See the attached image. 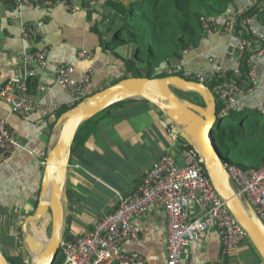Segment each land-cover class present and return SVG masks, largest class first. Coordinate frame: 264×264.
I'll return each instance as SVG.
<instances>
[{"label": "crops", "instance_id": "1", "mask_svg": "<svg viewBox=\"0 0 264 264\" xmlns=\"http://www.w3.org/2000/svg\"><path fill=\"white\" fill-rule=\"evenodd\" d=\"M255 1L259 2L230 0L225 12L208 18L221 28L236 11ZM76 4L74 12L56 5L32 11L17 10L10 1L0 0V88L16 80H26L29 84L26 99L48 107L22 119L12 115L0 99V119L8 120L23 146L0 165V250L2 254L5 252V257H13L23 248L28 257L26 264H33L34 257L24 248L21 226L38 200L43 164L59 132L57 117L50 116V110L56 112L61 106L67 107L71 100L55 83L56 66H73L74 78L91 70L90 95L130 77L121 59L132 57V46H121L114 54L100 44V39L111 38L104 30L106 23L99 25L101 36L93 31L94 25L111 15L106 0ZM38 22L42 23V35L24 40L21 29L37 28ZM255 26L264 35V24L257 21ZM237 46V39L227 34L204 36L196 48L185 52L180 60H173L171 65L162 64L158 71L171 72L170 68L206 71L215 65L232 68L237 60ZM26 50L46 51L48 66L25 63ZM82 52L90 53L91 57H80ZM254 73L257 90L251 96H240L237 108H263L264 53L255 63ZM43 86L48 90H42ZM166 121L154 105L135 99L114 105L85 124L89 135L71 149L64 190L62 240L72 241L91 232L101 218L116 208V194L132 192L164 152H171L181 162L180 142L172 139ZM134 224L140 229V236L138 240L125 242L123 250L140 254L146 264H166V214L151 211L135 218ZM220 249V238L213 229L184 250L183 264H264L248 242L223 262Z\"/></svg>", "mask_w": 264, "mask_h": 264}, {"label": "built area", "instance_id": "2", "mask_svg": "<svg viewBox=\"0 0 264 264\" xmlns=\"http://www.w3.org/2000/svg\"><path fill=\"white\" fill-rule=\"evenodd\" d=\"M6 1V0H3ZM17 10L26 8L32 11L56 5L70 12L77 10L79 2L93 0H9ZM263 1L264 0H259ZM258 1L233 14L219 28L208 17H201L202 34L205 37L214 33L227 34L238 41L237 60L232 68L215 65L211 70L186 71L179 68L181 77L209 87L215 101L220 104L221 120L236 111L240 96H251L257 90L254 67L258 58L264 53V35L256 29L257 18L252 15L246 18L243 29L238 27L241 16L250 11ZM42 23L37 28L21 29L24 40L42 35ZM247 34L250 40L244 37ZM257 48H251V42ZM246 52L251 55L246 61L247 72L242 71L243 58ZM82 58L91 54L82 52ZM25 63H34L41 68L48 66L47 54L44 50H26L23 53ZM75 69L69 64H58L55 68V83L70 96L67 107L78 105L90 96L91 70L82 73L79 78L72 74ZM29 84L26 80H16L0 88V99L9 107L10 113L22 119L46 111L48 107L26 99ZM48 90V87H41ZM216 103V102H215ZM56 113L50 110V116ZM216 117V118H217ZM167 120V119H166ZM166 128L177 142L179 132L167 120ZM16 132L8 120L0 119V165L15 151L22 150ZM178 162L171 152H164L151 168L144 173L140 183L128 195L116 194V208L101 218L91 232L72 241H61L59 253L62 264H146L138 253L123 250L127 241L138 240L140 229L134 219L151 211H163L167 217L166 264H183L182 255L194 241L205 238L206 234L215 230L220 238V260L223 262L248 242L247 234L227 209L225 203L214 190L204 167V161L193 147H180ZM44 165V164H43ZM234 188L243 194L253 207L264 225V163L257 169H243L237 165L224 164Z\"/></svg>", "mask_w": 264, "mask_h": 264}, {"label": "water", "instance_id": "3", "mask_svg": "<svg viewBox=\"0 0 264 264\" xmlns=\"http://www.w3.org/2000/svg\"><path fill=\"white\" fill-rule=\"evenodd\" d=\"M170 70L174 71L172 68ZM176 91L197 95L203 106L195 103V100L178 96ZM135 99L154 105L179 132V137L198 151L214 190L244 229L249 243L264 263V225L243 194L234 188L214 146L213 128L221 121L219 117L216 118L219 114L216 113L214 95L208 86L174 75L154 79H122L86 97L57 119L59 132L44 162L36 208L25 217L21 226L24 248L36 257L33 264H54L59 254L66 201L64 190L78 128L106 109ZM48 225L49 238L43 242L38 237V231L44 228L46 233ZM0 264H9L1 250Z\"/></svg>", "mask_w": 264, "mask_h": 264}, {"label": "trees", "instance_id": "4", "mask_svg": "<svg viewBox=\"0 0 264 264\" xmlns=\"http://www.w3.org/2000/svg\"><path fill=\"white\" fill-rule=\"evenodd\" d=\"M9 2V0H6ZM230 0H106L110 16L94 25L93 31L101 36L99 25L105 22L104 30L110 33L109 40L100 39L103 49L116 54L121 46H132L131 58L121 59L124 62L126 75L132 78L148 79L181 76L180 71H161L162 64L171 65L173 60H180L182 55L198 46L201 39V17L221 14L227 9ZM256 15L257 21L264 24V2L259 1L249 12L238 20V27L243 29L246 18ZM247 40L250 37L244 34ZM251 42V41H250ZM251 48H257L256 42H251ZM251 52H246L243 58L242 71L246 73V61ZM178 96L187 98V94L176 91ZM182 94V95H180ZM195 95V94H193ZM195 97H198L195 95ZM201 101V99L198 97ZM196 100V99H195ZM131 102L116 104L121 105ZM217 111L220 104L215 101ZM198 104V103H197ZM61 106L56 110V119L72 109ZM92 119V118H91ZM90 119V120H91ZM83 123L77 130L73 144L84 141L90 132ZM214 146L224 164H231L223 154L231 156L236 165L243 168H259L264 163V104L263 108H237L228 114L213 128ZM180 146L190 147L180 137ZM37 201L28 213L35 210ZM27 214V215H28ZM18 255L6 257L9 264H26V252L20 248ZM63 258L58 254L54 264H62Z\"/></svg>", "mask_w": 264, "mask_h": 264}, {"label": "rangeland", "instance_id": "5", "mask_svg": "<svg viewBox=\"0 0 264 264\" xmlns=\"http://www.w3.org/2000/svg\"><path fill=\"white\" fill-rule=\"evenodd\" d=\"M180 95H182V94H180ZM180 97H183V95L180 96ZM187 99L190 100V101H194V100L196 99V100H195V101H196L195 103H198V105L203 106L202 101H200V100L198 99V97H195V95H193V94H188ZM217 118H218V117H217ZM218 119H219V118H218ZM222 155H223V157L226 158L229 162H231L232 165H236V161H235V159H233L231 156H227V155H225V153L223 154V152H222ZM49 230H50V226H49V225H48V227L46 228V233H45V231H44V228H42V229L39 230L40 240H41V241L44 242V240H45V242H46L47 238H49ZM46 236H47V237H46ZM0 243H1V242H0ZM248 243H249V240H248ZM249 244H250V243H249ZM3 254L6 255L5 252H3ZM32 261H33V259H32ZM28 264H32V263L29 262Z\"/></svg>", "mask_w": 264, "mask_h": 264}, {"label": "bare ground", "instance_id": "6", "mask_svg": "<svg viewBox=\"0 0 264 264\" xmlns=\"http://www.w3.org/2000/svg\"><path fill=\"white\" fill-rule=\"evenodd\" d=\"M48 196V195H47ZM44 242H45V240H44ZM46 242H47V240H46ZM36 260V257H34V261Z\"/></svg>", "mask_w": 264, "mask_h": 264}]
</instances>
